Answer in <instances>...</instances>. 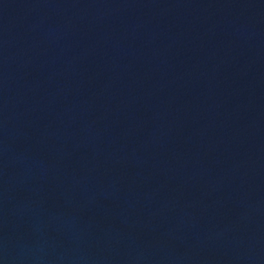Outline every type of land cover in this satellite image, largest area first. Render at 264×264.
<instances>
[{
    "label": "water",
    "instance_id": "95a60500",
    "mask_svg": "<svg viewBox=\"0 0 264 264\" xmlns=\"http://www.w3.org/2000/svg\"><path fill=\"white\" fill-rule=\"evenodd\" d=\"M0 264H264V0H0Z\"/></svg>",
    "mask_w": 264,
    "mask_h": 264
}]
</instances>
